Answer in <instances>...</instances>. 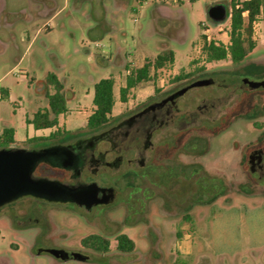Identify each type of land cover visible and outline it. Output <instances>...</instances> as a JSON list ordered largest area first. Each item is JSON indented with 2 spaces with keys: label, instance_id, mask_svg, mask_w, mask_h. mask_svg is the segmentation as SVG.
<instances>
[{
  "label": "rangeland",
  "instance_id": "rangeland-1",
  "mask_svg": "<svg viewBox=\"0 0 264 264\" xmlns=\"http://www.w3.org/2000/svg\"><path fill=\"white\" fill-rule=\"evenodd\" d=\"M232 1L167 2L172 18L165 24L156 19L163 3L153 0L143 5L138 0H0V133L5 127L16 129L19 142L13 147L34 149L44 142L22 139L34 132L30 125L27 129L26 116L48 107L47 92L55 91L46 82L50 72L64 84L68 103L59 115V127L74 132L86 128L95 108L94 87L102 78L115 80L113 115L194 81L177 100L180 112L162 129L157 156L147 158L138 174L112 178L120 196L112 205L83 211L24 196L1 207L0 264H264V177L250 172L244 157L248 143L261 131L262 118L239 114L232 131L220 136L209 133L218 125L216 112L205 116L197 106L216 103L219 89L208 84V78L236 66L230 55L208 59L202 27L206 22L211 37L229 47L231 21L227 16L216 20L209 9L220 4L228 12ZM244 18L246 26L248 14ZM252 34L257 45L243 62L264 59V11ZM164 49L175 51L176 62L152 66L123 101L121 88L128 75L148 60L154 62ZM180 73L192 74L175 81ZM238 97L242 111L252 95ZM187 126L209 130L202 131L208 138L205 153L185 152ZM53 129L39 135L48 136ZM194 162L200 163L199 180L187 182L180 175L185 163ZM32 210L45 216L39 221ZM93 233L109 238L108 252L82 245ZM120 233L135 241L134 251L117 249ZM48 248L79 251L89 261L58 260Z\"/></svg>",
  "mask_w": 264,
  "mask_h": 264
},
{
  "label": "flooded vegetation",
  "instance_id": "flooded-vegetation-1",
  "mask_svg": "<svg viewBox=\"0 0 264 264\" xmlns=\"http://www.w3.org/2000/svg\"><path fill=\"white\" fill-rule=\"evenodd\" d=\"M213 7L214 11L212 10ZM210 11L218 13L222 11V7L220 4H214L209 9V13ZM233 64L236 65L233 68L220 69L217 72L218 77L208 78L210 81L208 84H216L219 89V93L214 96L216 103L212 106L208 103H204L203 106L197 105L205 116L209 115L212 110L216 112L214 121L218 125L211 131L206 127L187 126L185 152L189 155H201L206 152L208 138L202 134V131L204 133L207 131L209 133L213 132L215 135L221 136L228 131H232L239 114L249 119L261 117V131L254 141L248 143L244 157L247 159L250 172L264 177V59L241 61L240 63L233 62ZM197 80H201V78ZM193 82L190 81L185 85L186 91L181 95L171 98L174 93L180 90L178 89L162 98H156L150 102L130 107L117 115H113L112 120L96 130L85 128L74 132L72 135H65V131L70 129H61L62 132L57 138L47 140L39 145L38 148L54 144L67 145L70 149L65 153V157L70 159L71 156H74L80 159L81 162L77 166L65 168L42 161L34 172L35 176L59 179L70 185L94 183L97 185V198L103 202L87 208L72 201L48 200L29 194L5 205L18 201L22 197L31 198L39 203L72 205L83 211H94L95 208L112 205L120 197L115 184L116 181H113L112 178L118 174L127 177L138 174L146 166L147 158L153 159L157 156L162 129L169 125L175 114L180 112L181 108L177 105V100L193 87ZM255 83L260 84L255 85ZM239 87L241 90L246 87L244 91L242 90L243 93L238 92ZM245 93L252 95L251 101L248 107L239 111L238 96ZM191 105L192 103L188 104V108ZM188 112L189 119L192 120L191 111ZM189 119L188 121H190ZM191 131L197 132H193L195 133L193 134ZM232 138L236 139L233 135ZM236 147V144H233V148ZM200 171V163H185V173L180 176L185 178L187 182H195L199 180ZM31 212L35 214L34 217L37 220H41L40 215L45 216L44 211L36 212L32 210ZM49 249L51 248L47 250Z\"/></svg>",
  "mask_w": 264,
  "mask_h": 264
},
{
  "label": "trees",
  "instance_id": "trees-1",
  "mask_svg": "<svg viewBox=\"0 0 264 264\" xmlns=\"http://www.w3.org/2000/svg\"><path fill=\"white\" fill-rule=\"evenodd\" d=\"M240 3L241 7H236ZM232 24H231V45L228 49L224 46H218L214 42L206 45V51L209 60H220L231 56L232 61L240 63L256 47L257 43L253 38V25L261 14L263 0H233ZM244 11H248V24L245 26ZM175 52L172 49H164L158 53L154 62L148 60L142 67L132 71L127 77V84L121 88V98L127 101V94L138 83L146 79L152 66L156 68L163 67L167 62H173ZM192 73H180L175 76V81H181L191 76ZM46 82L55 88L53 93L47 92L48 107L39 109L30 118H26L27 124H32L35 129L56 128L48 136L28 137L24 142L41 143L47 140L57 138L62 130L59 127V115L67 111L68 103L66 95L63 92L64 84L54 72L47 75ZM115 80L113 77L100 79L94 87L93 103L95 108L87 119L86 128L96 130L102 125L113 119V108L115 105L114 94ZM16 130L13 127H5L0 133V148L13 147L19 142L15 137ZM65 135H72L74 131L67 130ZM185 173L182 172L181 174ZM117 249L121 252H132L135 250V241L126 233H120L116 237ZM82 245L98 253H105L110 250L111 242L109 238L101 233L89 234L82 239ZM89 261L88 255L84 259Z\"/></svg>",
  "mask_w": 264,
  "mask_h": 264
},
{
  "label": "water",
  "instance_id": "water-1",
  "mask_svg": "<svg viewBox=\"0 0 264 264\" xmlns=\"http://www.w3.org/2000/svg\"><path fill=\"white\" fill-rule=\"evenodd\" d=\"M221 7L222 11L218 13L210 11L209 13L218 21L227 15L225 8L222 5ZM259 84L255 83V85ZM185 91L184 87L174 93L171 98L181 95ZM69 149V146L62 144L34 149L27 147L0 148V207L29 194L48 200L72 201L87 208L103 202L97 198V185L94 183L70 185L59 179L34 175L37 166L42 161L65 168L79 165L81 161L77 157L71 156L70 159L65 157V153ZM47 251L58 260L84 259L85 257L82 252L66 249L52 248Z\"/></svg>",
  "mask_w": 264,
  "mask_h": 264
},
{
  "label": "built area",
  "instance_id": "built-area-1",
  "mask_svg": "<svg viewBox=\"0 0 264 264\" xmlns=\"http://www.w3.org/2000/svg\"><path fill=\"white\" fill-rule=\"evenodd\" d=\"M148 1L149 0H138V3L140 5H143L144 3H147ZM153 1L162 2V3H167V2L181 3L182 1H185V0H153ZM236 7H241V4L238 3L236 5ZM232 12H233V7L230 5L226 16H227L228 20L231 21V24H232ZM246 14H248V11H244L243 12V15H246ZM202 27H203V34L206 36L205 37V43H204L205 46L210 44L211 42H214L216 45H218V46L224 45L228 49V43L226 41H224L223 39H220V40H223L224 43L223 42H218L217 40H215V39H213L211 37L210 32H211L212 28L206 22L202 23ZM229 28L230 27H228V29ZM225 33L228 34V31H226ZM230 36H231V33H230ZM230 45H231V41H230Z\"/></svg>",
  "mask_w": 264,
  "mask_h": 264
},
{
  "label": "crops",
  "instance_id": "crops-1",
  "mask_svg": "<svg viewBox=\"0 0 264 264\" xmlns=\"http://www.w3.org/2000/svg\"><path fill=\"white\" fill-rule=\"evenodd\" d=\"M121 1H123V0H121ZM158 12H157V16H156V19L157 20H159V19H161V20H164L165 21V24L166 23H169V20H171V16H169L167 13H168V8L166 7V4L165 3H163L161 6H159V8H158V10H157ZM263 11H264V6H262V11H261V14L260 15H262V13H263ZM259 15V16H260ZM258 16V17H259ZM174 51V50H173ZM175 52V51H174ZM174 62H176V53H175V58H174ZM164 67V66H163ZM163 67H160V68H163ZM27 117H30V116H26V118ZM32 117V116H31ZM30 117V118H31ZM26 120V119H25ZM27 124V123H26ZM29 125L30 126H32L33 128H34V126L32 125V124H27V129H28V127H29ZM16 130V129H15ZM42 130H44V129H39V130H37V129H35L34 128V132L32 133V134H29V132H27V134H26V138L27 137H32V136H37V135H39L40 134V132L42 131ZM16 134H17V131H16V133H15V137H16ZM17 139V138H16ZM18 140V139H17ZM22 140H25L24 138L22 139ZM182 244H183V246H184V244H185V240H183L182 241Z\"/></svg>",
  "mask_w": 264,
  "mask_h": 264
}]
</instances>
